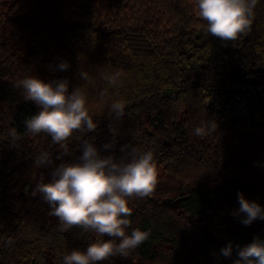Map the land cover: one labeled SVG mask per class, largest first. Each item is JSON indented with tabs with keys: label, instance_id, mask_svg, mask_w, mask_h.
Wrapping results in <instances>:
<instances>
[{
	"label": "trees",
	"instance_id": "obj_1",
	"mask_svg": "<svg viewBox=\"0 0 264 264\" xmlns=\"http://www.w3.org/2000/svg\"><path fill=\"white\" fill-rule=\"evenodd\" d=\"M254 11L251 30L224 46L206 31L194 0H0V264H62L65 254L99 238L80 227L60 231L49 206L32 195L36 184L23 189L36 168L50 179L51 169L34 163L41 152L61 162L48 135L26 132L24 121L38 109L15 85L30 75L67 77L70 89L88 96L98 127L75 133L64 161L80 155L81 135L104 144L110 124L119 144L154 153L155 191L129 201L131 227L150 230L149 239L127 258L98 264H234L235 251L220 255L228 242L264 240V220L245 226L233 215L239 193L264 206V108L255 112L260 124L248 126L204 106L205 91L240 79L264 81V0ZM60 61L70 68L47 67ZM116 70L121 83L111 86L101 73ZM115 100L126 102L121 120L110 110ZM208 120L217 130L195 136Z\"/></svg>",
	"mask_w": 264,
	"mask_h": 264
},
{
	"label": "clouds",
	"instance_id": "obj_2",
	"mask_svg": "<svg viewBox=\"0 0 264 264\" xmlns=\"http://www.w3.org/2000/svg\"><path fill=\"white\" fill-rule=\"evenodd\" d=\"M258 0H194L196 15L206 22V31L224 46L247 34L255 18ZM53 73L67 71L70 64L60 61L47 66ZM84 81H90L87 71L79 72ZM101 76L111 86L121 83L122 72H102ZM22 90L26 101L38 109L24 121L26 132L37 136L48 135L61 152L56 163L50 153L41 152L34 160L37 167L51 169L50 179L42 177L33 189L49 206V215L59 221V230L67 232L80 227L95 233L98 239L86 249H73L63 256L62 264H98L113 257L127 258L147 241L150 230L132 228L130 199L150 197L158 183V168L151 150L140 151L129 144H119V131L111 124L109 139L97 146L83 137L79 139L80 155L72 161L68 141L75 133H94L98 127L89 114L88 96L82 88L71 85L67 77L44 79L30 75L19 79L15 85ZM104 93H101L103 96ZM126 102L115 100L110 110L117 120L125 115ZM217 130L214 120H208L194 129L197 137H206ZM13 142L20 139L16 129L9 130ZM119 144L117 155V145ZM239 208L233 213L245 226L264 220V206L238 194ZM129 229H131L129 233ZM108 237V239H103ZM11 245V238L4 242ZM235 251L234 264H264V240L254 237L244 246L230 241L220 249V255L230 258Z\"/></svg>",
	"mask_w": 264,
	"mask_h": 264
},
{
	"label": "built area",
	"instance_id": "obj_3",
	"mask_svg": "<svg viewBox=\"0 0 264 264\" xmlns=\"http://www.w3.org/2000/svg\"><path fill=\"white\" fill-rule=\"evenodd\" d=\"M204 106L238 123L257 126L255 112L264 108V81L240 79L232 86L205 91Z\"/></svg>",
	"mask_w": 264,
	"mask_h": 264
},
{
	"label": "rangeland",
	"instance_id": "obj_4",
	"mask_svg": "<svg viewBox=\"0 0 264 264\" xmlns=\"http://www.w3.org/2000/svg\"><path fill=\"white\" fill-rule=\"evenodd\" d=\"M42 176V172L39 169H34L23 183L24 191L28 192L30 186L34 183L37 184L41 180Z\"/></svg>",
	"mask_w": 264,
	"mask_h": 264
}]
</instances>
